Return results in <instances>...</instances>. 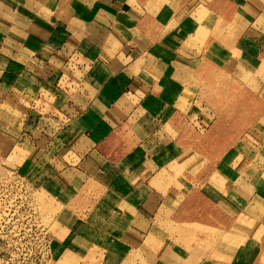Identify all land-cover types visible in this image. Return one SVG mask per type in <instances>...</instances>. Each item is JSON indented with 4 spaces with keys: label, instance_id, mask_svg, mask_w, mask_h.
<instances>
[{
    "label": "crops",
    "instance_id": "crops-1",
    "mask_svg": "<svg viewBox=\"0 0 264 264\" xmlns=\"http://www.w3.org/2000/svg\"><path fill=\"white\" fill-rule=\"evenodd\" d=\"M206 66L253 120L209 165L172 132ZM0 87L30 103L7 157L48 172L60 264H264V0H0Z\"/></svg>",
    "mask_w": 264,
    "mask_h": 264
},
{
    "label": "rangeland",
    "instance_id": "rangeland-1",
    "mask_svg": "<svg viewBox=\"0 0 264 264\" xmlns=\"http://www.w3.org/2000/svg\"><path fill=\"white\" fill-rule=\"evenodd\" d=\"M197 80L199 87L195 89L200 91V100L195 104L187 101L177 104V131L172 132L176 137L179 131L185 133L187 145L198 147L196 153L209 165L223 151L218 146L224 145L229 135L227 130L231 127L242 130L236 128L253 120L243 117L241 92L238 97L228 73L206 66ZM3 90L0 87V264H60L57 259L62 257V248L54 237L56 217L63 207L61 200L49 190L45 179L48 172L44 166H38L31 175H22L7 157L13 150V131L26 118L25 108L30 103L23 105L21 92L11 94ZM204 119L205 124L200 123ZM210 231L203 228L200 234L206 237ZM94 249L100 262L104 250ZM252 252L258 254V248ZM138 264L151 263L142 260Z\"/></svg>",
    "mask_w": 264,
    "mask_h": 264
},
{
    "label": "built area",
    "instance_id": "built-area-1",
    "mask_svg": "<svg viewBox=\"0 0 264 264\" xmlns=\"http://www.w3.org/2000/svg\"><path fill=\"white\" fill-rule=\"evenodd\" d=\"M3 258V257H2Z\"/></svg>",
    "mask_w": 264,
    "mask_h": 264
}]
</instances>
